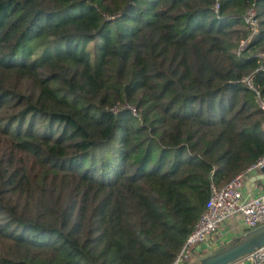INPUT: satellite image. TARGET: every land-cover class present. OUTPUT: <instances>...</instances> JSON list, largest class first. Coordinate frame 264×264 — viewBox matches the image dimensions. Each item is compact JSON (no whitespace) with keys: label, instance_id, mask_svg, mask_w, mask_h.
Listing matches in <instances>:
<instances>
[{"label":"trees","instance_id":"1","mask_svg":"<svg viewBox=\"0 0 264 264\" xmlns=\"http://www.w3.org/2000/svg\"><path fill=\"white\" fill-rule=\"evenodd\" d=\"M257 50L264 0H0V264H171L264 154Z\"/></svg>","mask_w":264,"mask_h":264},{"label":"built area","instance_id":"2","mask_svg":"<svg viewBox=\"0 0 264 264\" xmlns=\"http://www.w3.org/2000/svg\"><path fill=\"white\" fill-rule=\"evenodd\" d=\"M217 7V4H215L213 7L214 12H216ZM243 21L248 27V33L244 38L239 39L236 47L237 54L248 45L250 39L256 33L257 22L253 6L245 10ZM254 56L257 69L262 68L264 66V51L257 50ZM242 82L253 92L258 107L264 113V97H260L258 94L252 84L251 77H244ZM126 107L130 109L131 114H136L132 107ZM251 169H262L264 178V154L246 171L235 175L223 186L210 187L202 212L171 264L190 261L191 257L198 252L199 244L207 241L231 217H238L241 230H251L264 224V182L260 193L256 196L245 197L241 193L243 175ZM227 264H264V245Z\"/></svg>","mask_w":264,"mask_h":264},{"label":"crops","instance_id":"3","mask_svg":"<svg viewBox=\"0 0 264 264\" xmlns=\"http://www.w3.org/2000/svg\"><path fill=\"white\" fill-rule=\"evenodd\" d=\"M264 182L262 172L259 169H251L243 175L241 193L245 197L256 196L261 191ZM242 232L238 217L229 218L207 241L199 244L197 253H209L219 246L228 243L232 238Z\"/></svg>","mask_w":264,"mask_h":264},{"label":"water","instance_id":"4","mask_svg":"<svg viewBox=\"0 0 264 264\" xmlns=\"http://www.w3.org/2000/svg\"><path fill=\"white\" fill-rule=\"evenodd\" d=\"M263 245L264 224L247 231L235 243L187 264H227Z\"/></svg>","mask_w":264,"mask_h":264},{"label":"rangeland","instance_id":"5","mask_svg":"<svg viewBox=\"0 0 264 264\" xmlns=\"http://www.w3.org/2000/svg\"><path fill=\"white\" fill-rule=\"evenodd\" d=\"M226 244H228V243H226ZM225 246H227V245H223V246H221L220 248H224ZM220 248H217V249H215L214 251H210L208 254H206V255H204V256H194V255H193V256L191 257V259H190L189 262H191V261H198V260H200L202 257H205V256H207V255H209V254H211V253L217 251V250L220 249Z\"/></svg>","mask_w":264,"mask_h":264}]
</instances>
